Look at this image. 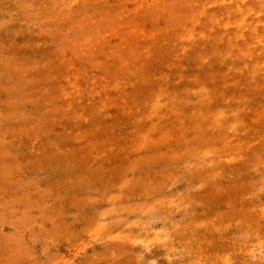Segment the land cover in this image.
Returning a JSON list of instances; mask_svg holds the SVG:
<instances>
[{"label": "rangeland", "instance_id": "rangeland-1", "mask_svg": "<svg viewBox=\"0 0 264 264\" xmlns=\"http://www.w3.org/2000/svg\"><path fill=\"white\" fill-rule=\"evenodd\" d=\"M0 264H264V0H0Z\"/></svg>", "mask_w": 264, "mask_h": 264}]
</instances>
